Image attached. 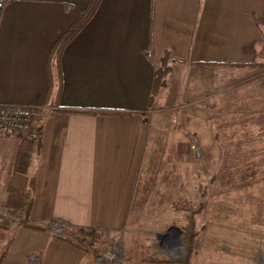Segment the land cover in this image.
Here are the masks:
<instances>
[{"label":"crops","instance_id":"0c3cea01","mask_svg":"<svg viewBox=\"0 0 264 264\" xmlns=\"http://www.w3.org/2000/svg\"><path fill=\"white\" fill-rule=\"evenodd\" d=\"M89 2L7 0L0 10V104L40 107L33 223L120 231L137 201L183 200L192 158L205 169L208 143L227 131L231 142L262 143L264 156V0H99L63 47L54 103L48 55ZM19 138L0 134V206ZM1 210L0 248L11 240L1 264H80L84 253L52 230L16 226Z\"/></svg>","mask_w":264,"mask_h":264},{"label":"rangeland","instance_id":"374dc122","mask_svg":"<svg viewBox=\"0 0 264 264\" xmlns=\"http://www.w3.org/2000/svg\"><path fill=\"white\" fill-rule=\"evenodd\" d=\"M210 144L207 145L205 169L192 158L191 189L189 192L180 190L183 200L158 198L155 201H137L135 212L124 229L102 231L92 251L80 250L84 253L80 264H173L165 259L182 260L187 249L181 242L182 248L164 238L163 233L170 226L181 229L189 220L190 209L197 207L201 210L194 214L198 234L191 264H263L262 143L231 142L227 131L218 143ZM191 145L192 152L197 154L198 148L193 143ZM213 148H216V157ZM246 149L253 154L252 157H233ZM5 156L0 152V187L6 174L5 166H2L6 162ZM1 217L14 222V217L7 212L5 214L3 208ZM49 225L61 239L64 238L63 231L73 233L77 229L61 221L50 222Z\"/></svg>","mask_w":264,"mask_h":264},{"label":"trees","instance_id":"16d2710c","mask_svg":"<svg viewBox=\"0 0 264 264\" xmlns=\"http://www.w3.org/2000/svg\"><path fill=\"white\" fill-rule=\"evenodd\" d=\"M98 1L99 0H90L86 8L79 14L76 22L59 36L50 50L48 55V65H52L55 68L57 80L54 103H56L61 93L60 56L62 54L63 47L69 38L88 20ZM166 59L167 55L165 53L161 60V66L155 70L154 80L148 100L149 105L151 104L155 94L165 83V75L169 70V67L166 64ZM249 79H251V77L238 80L234 84H240ZM38 152V139L29 140L20 135L13 162L12 174L7 181V194L4 201H2L1 206L5 212L16 218L17 226L29 227L36 230H51L49 224L43 226L41 224L33 223L30 220V211L33 205L36 177L35 175L29 173V165L31 158ZM200 210L201 207L190 209L189 220L181 228L183 235L180 242L187 249L186 257L179 261L165 259L167 262H173V264H191L192 254L194 253V241L198 234L195 228L194 214L196 212H200ZM8 229V225L0 223V241H3L6 238ZM63 232L64 235H62L64 238L62 240L72 247L82 251H92L96 240L100 238L102 234L101 230L86 228H77L73 233L69 231ZM10 244L11 240L9 239L6 244L0 248V264L6 256ZM150 260L158 261L155 258H151Z\"/></svg>","mask_w":264,"mask_h":264},{"label":"built area","instance_id":"2783aa9c","mask_svg":"<svg viewBox=\"0 0 264 264\" xmlns=\"http://www.w3.org/2000/svg\"><path fill=\"white\" fill-rule=\"evenodd\" d=\"M7 0H0V10ZM40 107L31 104H0V134L16 133L29 140L39 138ZM110 257V254L107 255Z\"/></svg>","mask_w":264,"mask_h":264},{"label":"water","instance_id":"95a60500","mask_svg":"<svg viewBox=\"0 0 264 264\" xmlns=\"http://www.w3.org/2000/svg\"><path fill=\"white\" fill-rule=\"evenodd\" d=\"M176 232V245L180 248H182V245L180 244V237L182 236V231L180 228L176 227V226H170L164 233H163V237L166 238L170 232Z\"/></svg>","mask_w":264,"mask_h":264},{"label":"flooded vegetation","instance_id":"af4514ba","mask_svg":"<svg viewBox=\"0 0 264 264\" xmlns=\"http://www.w3.org/2000/svg\"><path fill=\"white\" fill-rule=\"evenodd\" d=\"M176 232L173 231V232H170V234L166 237L168 240H172L173 243L176 242Z\"/></svg>","mask_w":264,"mask_h":264}]
</instances>
